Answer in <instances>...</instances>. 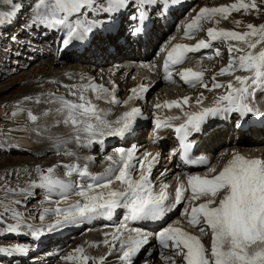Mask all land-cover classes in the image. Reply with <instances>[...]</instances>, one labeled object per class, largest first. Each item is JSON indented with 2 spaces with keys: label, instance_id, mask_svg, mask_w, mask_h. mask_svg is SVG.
I'll return each instance as SVG.
<instances>
[{
  "label": "snow or ice",
  "instance_id": "1",
  "mask_svg": "<svg viewBox=\"0 0 264 264\" xmlns=\"http://www.w3.org/2000/svg\"><path fill=\"white\" fill-rule=\"evenodd\" d=\"M156 0H102L97 4V0H37V9L32 19L33 25L43 26L48 29L66 30L65 38L61 41L62 48L68 47L74 40L83 41L100 28L103 21L100 20H80L75 21L71 17L82 12L94 11L111 17L121 13L130 5L134 6L137 14L131 19L137 24L131 29L132 35L137 36L145 32V21L148 20V13L143 6L154 4ZM17 5L13 4L12 12L18 11ZM256 10L260 11V6L256 0H238L231 5L219 7H203L195 18L185 26V36L193 38L196 33L202 30L200 21H213L217 16L227 19L232 11ZM12 13H9L11 15ZM216 23H219L216 20ZM239 24L240 22H236ZM247 31L238 32L234 30L218 29L215 27L207 29L208 40L200 39L194 46L186 44H176L167 50V60L165 62V80L171 81L169 65H179L184 63L189 53H195L201 49L213 48L215 41L222 39L238 41V44H229V62L227 66L220 69L219 75H234L237 71L249 72L248 76L235 75L234 82L228 81L226 84L216 82L212 77V85L204 82L203 72H196L185 69L180 72V78L189 86L195 87L199 84L209 90L218 88L226 89L225 93L218 96L212 107L202 108L198 113H184L187 119L179 126L175 127V132L182 141L183 157L191 159L189 149L193 146L188 141V137L193 132L199 133L210 119L224 117L228 114L236 113L243 119L249 115H255L256 110L250 105V98H254L255 92H264V24L255 26L248 24ZM243 45V46H241ZM215 56L221 55L219 49H215ZM81 79H84L83 77ZM238 85V86H237ZM69 88V95L76 97V100H69L66 96L55 93H41L37 96H28L26 101L37 104H53L55 108L42 110L39 115L28 110V119L35 125L32 129L38 135L47 130L45 125L40 124L42 119L55 113L62 119L56 124L70 125L75 132L73 139L77 142L87 141V145L93 141L102 142L105 136L123 137L133 130L137 123V118L142 115L139 108H132L126 111L115 122L107 119L103 109H100L87 93L92 92L95 99H107L115 105L127 104L134 96L138 97L137 88L130 90L132 95L128 100L122 101L116 98L115 84L113 89L91 81L79 85H64ZM140 92L147 93L146 85L139 86ZM190 97H184L179 101L167 102L166 106L180 107L187 105ZM203 93L197 98L196 103L202 104ZM155 107L159 109L160 104ZM17 111H21L18 107ZM16 115V113H13ZM180 119V117H169L165 121L156 119V127H172L170 121ZM82 134H85L82 137ZM68 141H61L64 145ZM58 150V149H57ZM119 162L113 160L112 156L106 157L111 163L104 173L94 174L88 170L87 165L68 164L63 165L67 174L75 173L81 178H85L84 183L64 181L54 179L55 166L42 168L35 166L39 182L32 181L28 188L12 187L5 179L0 184V191L5 198L14 194L26 195L31 188L47 189L49 194L59 188L56 194L63 200H67L70 195H77L81 200L69 205L67 208L57 207L54 210L45 209V212H52L57 216L55 224L49 225L48 230L63 227L67 224H76L85 220H90L96 216L110 217L116 209H126L127 215L124 219L131 221H160L171 212L176 206L183 204L181 215L187 224L196 229L200 235H195L185 230L180 221L169 223L162 227L155 238L158 244L169 254L160 253L165 264H176L180 258L181 264H264V159L248 158L238 152H232V158L217 173V169L208 160L201 163L206 166L204 175L187 176V184L180 182L175 190V196L169 203L167 192L168 185H162L159 192L155 191V186L150 178L151 169L156 161L151 153L145 152L137 157L134 149L125 150L117 148ZM66 155H74L67 152ZM134 173H140V178L134 179ZM163 175V173H162ZM119 181L121 190L112 189L111 185ZM185 192H189L186 197ZM222 194V195H221ZM217 197H220L217 202ZM205 202L195 205L192 202L200 199ZM57 205L60 201H56ZM22 204L19 199H8L5 203L0 199V206H3L6 213H10L16 220L14 224L6 226V232L18 233L24 223L23 214L14 205ZM43 215L41 219H43ZM5 222V217L0 214V224ZM32 230L30 235L34 239H39L44 234L43 227L29 226ZM123 228V231H121ZM211 235V246L206 248L201 237ZM111 237L109 240L107 237ZM103 244L110 245L113 249L119 244L118 260L120 264H134V258L142 251H147L146 246H150V235L141 228H128L127 225L115 227L112 233H106ZM98 246V245H97ZM4 251H24L19 245L14 249ZM94 258L85 254L83 247H78L65 257L66 264H88ZM99 264H105V259L101 258Z\"/></svg>",
  "mask_w": 264,
  "mask_h": 264
},
{
  "label": "rangeland",
  "instance_id": "2",
  "mask_svg": "<svg viewBox=\"0 0 264 264\" xmlns=\"http://www.w3.org/2000/svg\"><path fill=\"white\" fill-rule=\"evenodd\" d=\"M258 1L259 2H257V0H256V3L260 6V9L263 12H261V11L257 12L256 11L255 14H257V15H255V16L257 17V19H256L257 23L259 25H261V24H264L263 23L264 17H262L263 19L259 21L258 16L264 15V8H263L264 6L261 4V2L264 0H261V1L258 0ZM36 3H37V1L32 4L31 11H30V10H26L27 8H26L25 2L23 0H0V184H3L4 180L6 179L10 183V186H12V187L28 188L32 181H36L38 183L39 178H38V174L35 171L36 165H40L44 169H47L48 167L55 166L53 176L61 175L58 173H60V171L63 168L62 162H60L59 164L58 163L54 164V163L50 162L51 160L54 159V157H56V156L58 157L60 155V153L63 152V150H58V151L54 150V147L56 145L60 146V148H62V149L64 147L69 149L68 151L71 153H74L75 157L79 156L80 158L82 157L85 160L92 161L94 159V156H95L96 151L90 150L88 148L87 149L84 148L82 146V142H78L75 144V142H74L75 140L73 139V137L70 136V138H71L70 139L69 136L67 135L68 133H70V131L67 132L65 130L62 132L63 135H67V136H65L67 139L64 138L65 140L63 139L62 141H66V140L68 141V143H66L64 145L60 144L61 141H59V142H53L52 140L47 141L48 139L46 137H43L45 135H41L44 140L42 138H38L40 141L37 142V141H35V139L37 137H34V134L35 135H38V134L35 132H31L32 129L35 127L33 123H32V127H31V125H30V127H21L22 125H24V123L27 124L26 121L21 122V123H15V121H13L14 119L21 118V117L28 118V110H31V112L33 114L39 115L41 110H43V108H47V109L51 108V106L48 107L49 104H45V103L37 104L35 102L26 101L24 99L25 97L37 96L41 93H50L51 92V93H55L58 96L59 95L66 96L67 99L68 98L69 99L70 98H76V97H73V96L68 94L69 88L64 87V85H70V84L73 85L71 83V81L69 80L71 78L70 76H67L68 80H66L67 79L66 78L65 79L66 81H65V80H61L59 75L54 74L55 75V77H54V75L52 74L53 78H47L48 81L46 80L47 81L46 85H43L44 83H42L40 81L41 76L43 77L44 73H50L51 74L55 70H57L58 72H60L61 70H65L67 73L68 71L70 72L71 68H72V71L73 70L84 71L86 68H91L92 72L95 74H99V72H102V71L106 72L105 70L108 69L107 67H105V68L100 67L99 68L98 66H96L94 64L73 63L72 61H67L65 63L50 64L49 63L50 61L56 60L55 59L56 57L53 55V44H51V46L48 49V50H50L49 53H51V55H49L47 57H44V55H42V58L38 62H34V64L28 65L29 63H26L27 61L29 62V60H27V57H23L21 55L23 50H24V49H22L24 45L22 47H20V42H22L21 37L25 36L26 34H28L31 37L33 34H35V32H34L35 29L37 31L39 30L37 34L44 33V32H42L43 31L42 28H40L41 26L32 25V19L34 17V13H36V11H37V9L35 7ZM13 4L19 6L18 11L12 12ZM9 12H12L13 14H15V19L11 20V24L7 23V21L9 20V15H8ZM244 12H246V11H243V14H245ZM248 12L249 11H247L246 14H248ZM30 13H31V15H30L31 19L26 20V17H28ZM249 13H251V12H249ZM256 20H254V21H256ZM31 26H32V29H34L33 31L30 29ZM35 37H37V35ZM46 37L45 36L43 37V35H41V40H39V41L44 43L43 39ZM31 38H33V37H31ZM32 40L33 39H31V41ZM56 40H57V35L54 36L53 41H51V42L55 43ZM27 48L29 50H31L30 46H27ZM32 53H35V51H32ZM40 53H42V52H40ZM26 56H28V55H26ZM123 72H125V71H119L118 75H124L125 73L123 74ZM106 74H107V76H105V77L101 76V78H104L103 81L107 83V79H108L107 77L111 76V72L109 73L110 75L108 73H106ZM112 78H113V80L116 79L115 77H112ZM28 79H30L31 83H33V84L36 83L35 84L36 86L27 82ZM126 81L128 83H131L132 86L135 85V82H132L128 78L126 79ZM108 84H109L108 86H110V83H108ZM31 86H33V87H31ZM43 87H45V88H43ZM47 90L49 92H46ZM39 91H42V92H39ZM37 106H41L42 109L40 108V110L38 111L37 109H35V108H37ZM121 106L123 107V105H121ZM18 107L21 109V111H19V112L17 111ZM54 107H56V105L53 106L52 108H54ZM105 107L104 108L110 114L116 112V109H118V107H115V109H112L110 107V105H108V104H106ZM13 113H16V115H13ZM57 118L62 119V117L55 115V113H53V114L49 115L48 117H46L45 119H42L40 121V123L42 121H45V124L47 123L46 125L51 126L52 128H54V127H66V128L71 127L70 125H64V124H62V126L60 124L55 125ZM52 128H46L47 130L44 131V134H49V131ZM24 130H25V132H23ZM38 139H36V140H38ZM45 139H46V141H45ZM2 141L3 142L8 141L7 144L4 142V145H6L7 148L1 149V147L3 146ZM72 142L75 145V148L72 145ZM10 143H11V145H10ZM12 143L15 145H13ZM47 143H48V146L46 145ZM51 143L54 146L51 145ZM43 144H45L48 148L47 147L43 148V146H42ZM18 146H21V147H18ZM38 147H41V148H38ZM12 148H14V150L11 152L10 150ZM257 150H260V149H257ZM71 158H73V156ZM82 158H81V160H82ZM49 159H50V161H49ZM63 159H66L65 161H63V163L65 164V162H67L68 158H63ZM95 161L97 162L98 158L95 159ZM39 189L43 190L41 188H31L30 191L26 195H21V194L17 193V194L11 195L9 198H5L4 193L2 191H0V199H3L5 203L8 202V199H12V200L19 199L22 201V204L14 205V207L16 208V210H18L20 213L23 214L24 223H23V225H21L23 227H28V228H30L29 226H32V228L33 227H40L41 225L27 224V218H30L29 216H31L27 213H29V211L34 212L35 210H37V208L39 206L43 209L44 208H50V206L48 205L50 203L47 200L48 198H50V196L48 194H45L44 192L43 193L41 192L44 195V197H43V195H41V193L39 192ZM35 193L36 194L40 193V194L36 195ZM35 195H36V197H35ZM62 200H63L62 198L57 199V201H60V202ZM46 203H48V204H46ZM54 206L57 207L58 206L57 203H55ZM38 213L40 214L39 211L36 212V214H38ZM0 214L4 215L5 222L9 220L8 216H11L10 213H6L4 211L3 206H0ZM54 216H55L54 218H57L56 215H54ZM9 218H10V220H13L12 217H9ZM30 219H33V217L31 216ZM5 222L3 223L2 226H0V232L2 231V229H6L7 225L5 224ZM31 223H32V221H31ZM42 226H44V225H42ZM86 231H89L88 228ZM5 234H10V233L6 232V230H5ZM70 236L72 237L71 241L73 242L76 240L77 234L74 233V234H71ZM8 238L14 239V237H8ZM34 242H36L35 239H34ZM208 244L210 245L209 242H208ZM82 245L83 246L85 245V248L92 247L94 249H98L97 250L98 253L109 251L111 249L110 247L107 248V247H102L100 245L93 246V244L91 242H85L84 244L78 243L75 245V248L82 247ZM43 261L45 263V259Z\"/></svg>",
  "mask_w": 264,
  "mask_h": 264
},
{
  "label": "bare ground",
  "instance_id": "3",
  "mask_svg": "<svg viewBox=\"0 0 264 264\" xmlns=\"http://www.w3.org/2000/svg\"><path fill=\"white\" fill-rule=\"evenodd\" d=\"M261 1V0H260ZM263 2V1H262ZM24 8V7H23ZM22 10V9H21ZM250 12V11H249ZM249 12H248V14H249ZM263 12V11H262ZM245 14H246V12H244ZM255 13H256V10H255ZM255 13H251L249 16H247L246 18H241L240 16H236V19L237 20H242L241 22H240V27L243 29V26H244V23H246V22H248V23H257V17L255 16V15H257V14H255ZM234 15H232L231 17H233ZM262 16H264V15H259L258 17H259V21L260 20H262L263 18H262ZM230 17V18H231ZM256 20V21H254V20ZM228 20H229V18H228ZM258 21V22H259ZM260 23V22H259ZM264 23V22H263ZM231 25V24H230ZM235 25V24H234ZM247 25V24H246ZM36 28V27H35ZM40 28H42V32H44V33H40V34H36L37 35V37H33V38H31L28 34H26L25 36H22L21 37V40H22V42H20V47H22L23 45V48L22 49H24L23 50V52H22V56L23 57H27V60H29V62L27 61L26 63H29L28 65H30V64H34V62H38L41 58H42V55H44V57H47V56H49V55H51V53H49L50 52V50H48L49 49V47L51 46V44H48V45H45V43H42L41 41H39V40H41V35H43V37H44V34H46V36L47 37H51V36H53V32L52 33H50V32H47L46 31V28L45 27H43V26H41ZM34 30V29H33ZM34 31H37L36 29L34 30ZM39 31V30H38ZM37 31V32H38ZM244 32V31H243ZM31 39H33L32 41H31ZM39 41V42H38ZM27 46H30L31 47V50H29L28 48H27ZM19 50V49H18ZM32 51H35V53H32ZM40 52H42V53H40ZM52 52V51H51ZM26 55H28V56H26ZM15 58V57H14ZM56 60H53V61H50L49 63L50 64H53V63H65V62H67V61H72L73 63H79V60H72V59H70V58H68V57H65V56H60V57H56L55 58ZM21 62V61H20ZM23 62V61H22ZM71 62V63H72ZM25 63V64H26ZM70 63V64H71ZM72 63V64H73ZM74 65V64H73ZM66 66V65H65ZM93 66V65H92ZM60 67V66H59ZM95 68V67H94ZM100 68V67H99ZM101 68H105V67H101ZM64 69V68H63ZM66 69V68H65ZM69 69V68H68ZM97 69V68H96ZM111 71L113 72H115L114 74H111V76L110 77H107L108 79H107V83L106 82H104L103 81V79L104 78H101V76L103 77H105V76H107V71L106 72H104V71H102V72H99V74H95V73H93L92 72V70H91V68H86L84 71H79V70H73L72 71V68L70 69V72L68 71L67 73H66V71L65 70H61L60 72H58L57 70H55L53 73H44L43 75V77L41 76V82L42 83H44L43 85H46L47 84V78H53V75L55 74V75H59V77H60V79L61 80H65L66 78V80H68V77L67 76H70L71 78L69 79L70 81H71V83L73 84V85H79V84H82V83H87V82H89V81H91V82H93V83H96V84H100V85H103V86H105V87H107V88H109V89H113V87H114V84H115V92H114V94H115V96H116V98L117 99H122V100H127V95H128V93H129V91H130V89H131V87H133L132 85H131V83H128L127 81H126V79L127 78H125V76H126V74H127V71L125 70V72H123V74L124 75H118V72H116V69L115 68H111ZM53 74V75H52ZM55 75H54V77H55ZM66 75V76H65ZM84 78V79H81V78ZM112 77H115L116 79L115 80H113V78ZM32 79V78H31ZM47 80V81H46ZM65 80V81H66ZM34 81V80H33ZM27 82H29V83H31L30 82V79H28L27 80ZM38 83V82H37ZM108 83H110V86H108L109 84ZM31 84H33V83H31ZM36 84V83H35ZM35 84H33V85H35ZM61 84V83H60ZM71 85V84H70ZM36 86V85H35ZM55 86V85H54ZM53 86V87H54ZM31 87H33V86H31ZM46 87V86H45ZM45 87H43V88H45ZM57 87V86H56ZM52 91V90H51ZM39 92H42V91H39ZM46 92H49L48 90L46 91ZM56 92V91H55ZM51 93V92H50ZM87 95L89 96V97H91L92 98V100H93V103H95L100 109H103L104 110V112H105V114L107 115V118L108 119H110V114H108V111L105 109L106 107H105V105L106 104H108V105H110V107L112 108V106H111V104L112 103H110V102H108V100L107 99H99V100H97V99H95V95H94V93H92V92H89V93H87ZM74 97V96H73ZM69 99V98H68ZM69 100H76V98H70ZM128 104V106H121L120 108H118V109H116V112H119V111H121V110H129V108H130V105H131V103L130 102H128L127 103ZM49 106H51V108L53 107V106H55V105H53V104H49L48 105V107ZM45 107V106H44ZM105 107V108H104ZM40 108H41V106H37V108H35V109H37L38 111L40 110ZM55 108V107H54ZM108 108V107H107ZM110 108V109H111ZM42 109V108H41ZM46 110L47 108H43V110ZM112 109H115V108H112ZM111 109V110H112ZM42 111V110H41ZM38 113V112H37ZM38 115V114H37ZM55 115H57V114H55ZM22 118V119H21ZM21 118H17V119H14L13 121H15V123H21V122H24V121H26V123L27 124H25L24 123V125H22L21 127H30V125H31V127H32V123L29 121V119L28 118H24V117H21ZM58 119V118H57ZM22 120V121H21ZM40 124H42V125H45L46 126V128H52L51 126H47L46 124H45V121H42ZM61 126H62V123L60 124ZM35 126V125H34ZM27 129V128H26ZM13 130V129H12ZM28 130V129H27ZM70 131V133H68L67 135L69 136V138H70V136L71 137H73V135L75 134V132H74V129L72 128V127H68V128H66V127H54V128H52L50 131H49V134H44V131L42 132V133H40L39 135H35L34 134V137H37L36 139H38V138H42V136L41 135H45V136H43V137H46L48 140L47 141H49V140H52L53 142H59V141H62L64 138H66L65 136H67V135H63L62 134V132L63 131ZM29 131V130H28ZM23 132H25V130L23 131ZM31 132H33V131H31ZM66 132V133H67ZM65 133V132H64ZM70 134V135H69ZM263 134H264V131H263ZM85 134H82V137L84 136ZM41 136V137H40ZM227 138H229V136L228 135H226V136H224V138H221V140H225V139H227ZM35 139V138H34ZM35 139V141H40L39 139L38 140H36ZM43 139V138H42ZM67 139V138H66ZM71 139V138H70ZM44 140V139H43ZM65 140V139H64ZM42 141V140H41ZM45 141H46V139H45ZM44 141V142H45ZM67 141V140H66ZM70 141V140H69ZM6 144L8 143V141H4ZM75 142V144L76 143H78L76 140L74 141ZM85 142L87 143V141L86 140H83L82 141V146L85 144ZM68 143V142H67ZM11 144V143H10ZM13 144V143H12ZM41 144V143H40ZM70 144V143H69ZM81 144V143H80ZM9 145V144H8ZM13 145H15V144H13ZM12 145V146H13ZM47 146H48V143L46 144ZM45 144H43L42 146H43V148H45V147H47ZM51 145H53L52 143H51ZM50 145V146H51ZM72 145L74 146V148H75V145L73 144V142H72ZM78 145V144H77ZM2 146V145H1ZM54 146V145H53ZM71 146V145H70ZM16 147V146H15ZM18 147H21V146H18ZM72 147V146H71ZM78 147V146H77ZM38 148H41V147H38ZM48 148V147H47ZM25 149V148H24ZM63 150V152H61L60 153V155L56 158V157H54V159L53 160H51L50 161V159H49V161L51 162V163H60V162H62V165H68V164H71V163H76V164H79V165H82V163H83V159L81 160V158L79 157V156H74V155H66L65 153H67V152H69L68 150L69 149H67V148H60V146H58V145H56L55 147H54V150H56V151H58V150ZM87 149V148H86ZM255 150V149H254ZM43 151V150H42ZM258 151H263V150H258ZM57 155V154H56ZM73 156V158H71ZM52 157V158H53ZM63 158H68L67 159V162H65V164L63 163V161H65L66 159H63ZM48 162V161H47ZM51 166V165H50ZM63 167V166H62ZM20 170V169H19ZM62 171H67L66 170V168L65 167H63L62 168ZM23 173V172H22ZM72 175H76L75 173H73ZM67 176H69V175H55L54 177H58V178H65V177H67ZM77 181H79V182H82V183H84L85 182V178H81V177H79L78 175H77ZM111 187H114V186H112L111 185ZM45 190L46 189H43V190H40L39 189V192L41 193H43V192H45ZM40 193H38V194H36V195H39ZM41 193V195H43ZM36 195H35V197H36ZM40 195V196H41ZM43 197H44V195H43ZM44 199V198H43ZM47 204V203H46ZM36 212L37 211H29V214H31V216L33 217H36L37 218V221H39V220H42L41 219V216H40V214L38 213V214H36ZM28 214V213H27ZM26 214V215H27ZM31 216H29L30 218H31ZM55 217V216H54ZM13 219V218H12ZM94 219H96V220H99V217H94ZM14 220V219H13ZM92 219H90V220H85V221H87L88 223L91 221ZM85 221H83V222H85ZM83 222H80V223H76V228H73L71 231H72V233H70V234H68V236H70L71 234H74V233H76L77 234V236H76V240L75 241H71V239H70V242L72 243V244H77V243H79V242H82L83 244L85 243V242H91L92 244H93V246H95L94 245V242L95 241H97L100 237H99V235L96 233V232H94V231H92V230H89V231H86L87 230V228H88V225L87 226H84V227H81L80 229H78V227H80V224L81 223H83ZM25 237V236H24ZM28 239H31V240H33L34 241V238H32V237H27ZM41 239V238H40ZM60 239H62V237L61 236H58L57 237V240H60ZM37 242V241H36ZM42 243H47V241H44V242H42ZM97 243V242H96ZM83 248L85 249V254L86 255H88V256H90V257H92V258H95V257H97V261H92L91 262V260H89L88 261V264H99V261H100V259L101 258H104L105 259V264H120V261L118 260V256L119 255H117L116 253H115V251L113 250V249H110L109 251H105V252H97V250L98 249H94V248H92V247H87V248H85V245L83 246ZM11 249H14V248H11ZM151 252V256H147V252ZM162 252L161 251V249L159 248V246H158V244H156V242H152L151 244H150V246H148V249H147V251L144 253V255H145V259H146V262L144 263V264H165V262H164V260L162 259V257H161V255H155L156 254V252ZM10 252H15V251H10ZM73 252V251H72ZM36 252H33L32 253V255H34ZM45 259V263H44V260ZM41 263L43 264H66V261H65V256H63V255H61V251L59 252V250L57 249V250H54L51 254H49L48 256H46L45 258H43L42 259V261H41ZM179 263H181V260H180V258H177V261H176V264H179ZM68 264H69V262H68ZM70 264H71V262H70ZM135 264V263H134Z\"/></svg>",
  "mask_w": 264,
  "mask_h": 264
},
{
  "label": "trees",
  "instance_id": "4",
  "mask_svg": "<svg viewBox=\"0 0 264 264\" xmlns=\"http://www.w3.org/2000/svg\"><path fill=\"white\" fill-rule=\"evenodd\" d=\"M25 3H26V1H28V0H23Z\"/></svg>",
  "mask_w": 264,
  "mask_h": 264
}]
</instances>
